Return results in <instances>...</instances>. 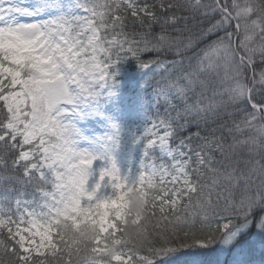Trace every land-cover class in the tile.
I'll list each match as a JSON object with an SVG mask.
<instances>
[{
    "label": "trees",
    "instance_id": "trees-1",
    "mask_svg": "<svg viewBox=\"0 0 264 264\" xmlns=\"http://www.w3.org/2000/svg\"><path fill=\"white\" fill-rule=\"evenodd\" d=\"M249 1L254 16L264 21V0ZM91 2L99 14L109 85L122 80L120 73L126 68L161 63L162 67L121 90L143 101L153 92L160 93L159 106L177 136L188 137L189 144L204 154L203 164L195 166L198 189L192 202L169 217L148 212L141 224L127 229L123 240L111 241L112 250L133 254L132 261L117 264H229L239 253L245 261L264 259V248L257 247L264 243V229L257 227L264 220V126L252 120L254 127L247 129L256 111L244 97H227V71L222 74L205 64L214 39L234 32L233 25L223 18L216 0H131L130 6L114 0ZM112 37L118 42L108 44ZM242 49L256 72L254 99L264 103V27L250 36L248 50ZM241 79L246 81V74ZM1 106L0 102L3 123L6 113ZM19 153L7 140L0 141V202L5 206L48 183L35 173L26 175L28 163L17 162ZM250 221V227L226 239L228 230ZM8 245V234L0 232V264L19 261V251ZM71 257L67 260L64 251L27 264L90 260L86 252Z\"/></svg>",
    "mask_w": 264,
    "mask_h": 264
},
{
    "label": "rangeland",
    "instance_id": "rangeland-1",
    "mask_svg": "<svg viewBox=\"0 0 264 264\" xmlns=\"http://www.w3.org/2000/svg\"><path fill=\"white\" fill-rule=\"evenodd\" d=\"M70 12L67 6L65 13ZM62 14L58 6L43 8L33 0H0V46L9 42L10 47L29 50L36 59L35 72L28 78L9 66L0 67L1 78L10 76L12 88L3 96L11 114L7 128L21 135L25 143L40 138L45 156L39 168L59 170L58 190L61 192L68 184L75 186L74 176L79 166H87L92 161L113 165L140 149L142 134L130 128L136 130L142 126L144 134L146 132V127L140 124L123 126L121 119L130 112L116 110L117 94L108 96L103 104L80 87L78 80L84 77L99 86L97 92L100 93L104 90L106 75L95 62L86 64L85 58L77 60L73 56L66 33L61 30ZM89 43L96 44L95 36L90 37ZM13 58L14 61L21 59L17 55ZM106 110L114 111L106 114ZM140 115L151 119L143 112ZM37 129L40 130L38 135ZM54 133L58 134V140L47 143L45 135ZM155 141L168 150L165 133L155 135L152 144ZM32 156L33 151L27 150L22 159ZM175 164L179 172H184L183 162L177 160ZM28 223V227H16L19 241L28 252L39 251L46 247L48 229L32 216Z\"/></svg>",
    "mask_w": 264,
    "mask_h": 264
}]
</instances>
